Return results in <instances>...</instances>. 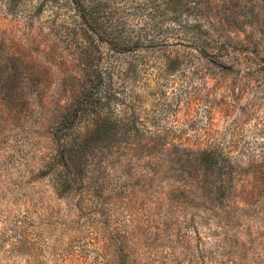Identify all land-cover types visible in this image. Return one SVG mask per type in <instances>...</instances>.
<instances>
[{
	"label": "rangeland",
	"instance_id": "rangeland-1",
	"mask_svg": "<svg viewBox=\"0 0 264 264\" xmlns=\"http://www.w3.org/2000/svg\"><path fill=\"white\" fill-rule=\"evenodd\" d=\"M100 1L91 34L141 42L114 53L96 40L89 60L70 0H0V53L17 58L16 75L2 83L14 126L2 139L12 148L0 153V264H99L104 243L89 244L90 226L110 230L131 217L147 229L137 264L165 262L171 218L190 214L188 229L207 243L198 264H264V0H187L183 17L200 24L196 43L167 24L160 0ZM100 53L101 67L112 68L114 109L141 131L91 146L90 173L57 195L39 167L65 139L52 131ZM92 127L81 120L74 134L86 138ZM207 151L217 155L208 169ZM84 191H103L102 201ZM79 248L83 256L71 253Z\"/></svg>",
	"mask_w": 264,
	"mask_h": 264
},
{
	"label": "trees",
	"instance_id": "trees-1",
	"mask_svg": "<svg viewBox=\"0 0 264 264\" xmlns=\"http://www.w3.org/2000/svg\"><path fill=\"white\" fill-rule=\"evenodd\" d=\"M77 10V15L82 21L84 37L83 43L86 45L82 47V53L89 60L93 57V52L87 44H91L96 40L107 43L110 50L114 53H125L138 46L141 42L140 36L135 40L124 38L118 39V35H111L107 32H101L99 34H91L92 31L96 30L97 17L102 2L100 0H70ZM157 0H149V6ZM158 5L164 10V19L166 22L173 23L175 28L179 29V38H187L191 42L196 43L197 36L196 29L200 28L199 22H193L190 19L184 18V13L187 10V0H160ZM184 40V39H183ZM3 54V53H0ZM95 58V57H93ZM100 61L95 65L94 70L87 73L85 83L79 97L73 103L72 107L69 108L57 122V128L52 131V135L57 136V132H61L65 139L61 143H56L52 148L51 152L47 154V160L43 161L39 170L44 174L48 173L52 182V187L57 195L69 194L70 183L76 182V179L80 178L83 181L88 170V150L91 146H95L96 143H101V148H109L114 146L125 138L129 137L134 132L141 131V128L137 127L136 122L129 113H118L114 109L115 104L113 101L115 98V92L112 87L113 72L111 67H101V53L96 58ZM17 58L14 54H3L0 55V153L4 148L5 151H9L11 146L7 148L3 147V130L7 131L8 126L13 127L14 118L10 115V111L5 110V98L2 97V83L7 81V76H15L17 64ZM7 62H10V66H7ZM93 68V67H92ZM15 70V71H14ZM9 90L13 91L16 89L17 84L12 83L9 85ZM81 120H86L87 123H92L93 127L90 130L88 136L83 139H79L78 134H74V128L77 123ZM8 125V126H7ZM142 133V132H140ZM71 138V139H68ZM13 155V154H10ZM4 157V154L0 155V158ZM7 157V156H6ZM201 161L204 166L208 169L213 167L216 163V154L211 152L200 153ZM12 158V157H10ZM9 161L16 160L15 158L8 159ZM184 180V178H183ZM81 181V182H82ZM183 188L186 187V183L183 182ZM191 185V184H190ZM100 185H95V189H99ZM103 191H84L86 198L95 203L98 206L99 200L102 201L101 197ZM170 215V214H169ZM171 216V215H170ZM130 218V217H129ZM165 218L169 219L167 215ZM165 221V219H164ZM179 222L176 219L171 218V222L168 225V232L171 234H164L166 239H169L170 249H167V258L165 262L160 261L158 258H152L146 264H181L184 261L186 264H198L206 242L202 241L201 238L195 237V227L191 225L193 229H188L189 223L193 222V217L188 216L183 222ZM187 221V222H186ZM99 221H95L98 227L90 226V234L93 235L89 241L91 245H97L104 243L103 256H101L99 264H126L130 259L134 264H137L135 257L139 256L138 250L140 244L145 243L143 241L146 237V233L143 231L147 230L139 223H134L133 217L126 219L124 224L112 223L111 229H103ZM101 223L107 222L100 220ZM189 222V223H188ZM167 224V223H166ZM37 227H34L36 229ZM154 227H152L153 229ZM157 230L158 227H156ZM184 229V230H182ZM193 230V231H191ZM167 232V233H168ZM193 232V235H192ZM35 236L40 237L37 232H32ZM149 239L153 236L156 239L159 238L158 232L149 231ZM74 236V235H73ZM193 236L198 239L192 241ZM101 242V243H100ZM82 255L84 252L82 249L72 250V254ZM142 252V250H141ZM246 252H249V248H246ZM85 254V253H84ZM178 254H182L183 260L177 261L180 257ZM83 256V255H82ZM258 258V257H257ZM242 258L231 259L234 264H241ZM257 260L256 258L254 261ZM141 263V262H140ZM139 263V264H140ZM143 264V263H142ZM242 264H259L258 263H242Z\"/></svg>",
	"mask_w": 264,
	"mask_h": 264
}]
</instances>
